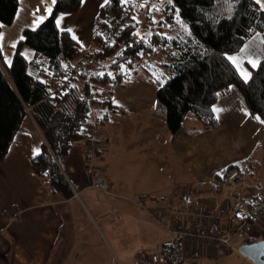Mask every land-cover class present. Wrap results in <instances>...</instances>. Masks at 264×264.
<instances>
[{
	"label": "trees",
	"instance_id": "1",
	"mask_svg": "<svg viewBox=\"0 0 264 264\" xmlns=\"http://www.w3.org/2000/svg\"><path fill=\"white\" fill-rule=\"evenodd\" d=\"M152 1L161 4L142 29L133 19L134 0L100 5L84 46L56 23L59 14L77 12L82 0H55L49 16L22 30L10 63L0 51V160L30 114L44 139L30 158L31 168L50 193L69 198L73 191L60 163L72 145L85 141L95 111L102 122L119 110L113 91L138 68L156 85L153 114L165 120L172 134L188 114L204 128L215 126L213 105L231 87L264 121V60L250 67L244 80L228 59L263 31L264 8L255 0ZM18 6V0H0V31L12 23ZM235 167L229 165L223 176Z\"/></svg>",
	"mask_w": 264,
	"mask_h": 264
},
{
	"label": "crops",
	"instance_id": "2",
	"mask_svg": "<svg viewBox=\"0 0 264 264\" xmlns=\"http://www.w3.org/2000/svg\"><path fill=\"white\" fill-rule=\"evenodd\" d=\"M22 2L18 0L12 23L1 26L0 51L7 64L22 30L36 27L42 21L37 22V18L49 16L47 9L52 10L54 4L53 0ZM42 8L43 14L38 15L37 9ZM230 57L236 58L231 62L240 77L248 79L253 63L264 60V29ZM133 74L124 87L113 91L112 101L119 110L97 124L95 153H84L85 141L70 148L62 167L73 191L69 198L50 193L32 170L30 158L40 152L44 139L30 114L24 117L0 160V264H48L64 224L58 206L77 196L80 188H95L92 181L96 177L105 179L113 190L124 186L116 196L130 197L132 203L137 201L134 196L138 198L136 207L171 236L161 247L173 243L174 238L153 215H165L177 206L188 205L226 210V190H219L217 185L225 179L229 165H236L233 169L239 173L236 189L240 195L255 200L264 193V121L249 112L236 87L213 105L215 126L204 128L188 114L172 134L165 120L153 114L156 85ZM263 228L261 216L252 222L248 233L236 235L233 249L225 252L210 244H186L183 249L187 254L197 251L200 257L180 264H255L239 253L238 247L261 240ZM228 253H238L241 261H208L225 259Z\"/></svg>",
	"mask_w": 264,
	"mask_h": 264
},
{
	"label": "rangeland",
	"instance_id": "3",
	"mask_svg": "<svg viewBox=\"0 0 264 264\" xmlns=\"http://www.w3.org/2000/svg\"><path fill=\"white\" fill-rule=\"evenodd\" d=\"M21 1L24 3L25 0ZM134 1L137 3L134 9L135 18L142 29L147 24V18L157 14L156 8L161 3L157 5L152 0ZM102 2L103 0H82L77 12L57 16L56 20H60L58 26L70 29L72 34L87 46L93 33L96 12ZM37 14H43V8ZM148 29L153 31L154 27L148 26ZM27 49L24 48L25 53ZM139 71V68L134 70L138 73L137 77H145ZM97 114V111L92 114L94 121L91 124L95 135L99 123L95 119ZM86 147L85 140L84 149ZM119 176L122 177L123 173H119ZM121 188L113 190L108 185L107 192H99L90 187L86 188V191L80 188L77 196L58 206L64 224L48 264H135L139 253L157 252L162 244L170 241V234L154 224L140 207H136L138 198L134 196L133 200L137 201L132 203L130 197L125 199L115 195V192L121 194L119 191L122 192L125 187ZM228 254L225 259L213 258L208 261H241L238 253Z\"/></svg>",
	"mask_w": 264,
	"mask_h": 264
},
{
	"label": "built area",
	"instance_id": "4",
	"mask_svg": "<svg viewBox=\"0 0 264 264\" xmlns=\"http://www.w3.org/2000/svg\"><path fill=\"white\" fill-rule=\"evenodd\" d=\"M136 7L137 3H133ZM92 125L85 127L87 147L84 153H95L98 141ZM239 173L231 169L217 188L227 193V209L214 211L199 206H177L165 215H153L155 221L172 234L174 242L164 245L157 252L138 255L135 264H180L199 259V253L192 251L187 254L183 246L186 244H210L221 251L232 250L235 235L247 233L250 220L264 216V193L257 199L249 200L236 191ZM101 192L108 191V184L102 177H96L92 184Z\"/></svg>",
	"mask_w": 264,
	"mask_h": 264
},
{
	"label": "water",
	"instance_id": "5",
	"mask_svg": "<svg viewBox=\"0 0 264 264\" xmlns=\"http://www.w3.org/2000/svg\"><path fill=\"white\" fill-rule=\"evenodd\" d=\"M63 167V163H60ZM239 253L255 264H264V239L251 243H244L238 247Z\"/></svg>",
	"mask_w": 264,
	"mask_h": 264
},
{
	"label": "snow or ice",
	"instance_id": "6",
	"mask_svg": "<svg viewBox=\"0 0 264 264\" xmlns=\"http://www.w3.org/2000/svg\"><path fill=\"white\" fill-rule=\"evenodd\" d=\"M120 2H121V3H125L126 0H120ZM256 2H257L258 4H262V5H264V0H256ZM53 3H55V0H53ZM108 3H109V0H103V2H102V4H101V7H104V6L107 5ZM168 3H169V4L172 3V0H168ZM37 11H39V9H37ZM47 11H48V12H51V8H48ZM43 19H44V17H42V16H41V17H38V18H37V22H39V20H43ZM133 19H135V17H133ZM56 23H57V25H59V24H60V20L58 19V20L56 21ZM69 31H71V30L69 29ZM72 38H73L74 40L76 39L75 36H73ZM13 47H15V45H13ZM241 51H243V49H241ZM228 59L231 60V61H233V62H235V60H236L235 57H228ZM255 66H256L255 63H253V67H255ZM214 111H215V109H214ZM256 119L259 120L260 117L257 116ZM36 154H38V150H37V153H36Z\"/></svg>",
	"mask_w": 264,
	"mask_h": 264
}]
</instances>
